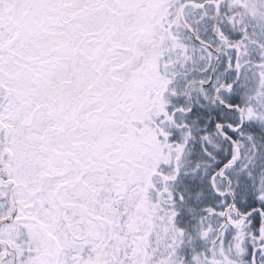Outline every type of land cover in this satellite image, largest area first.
<instances>
[{
	"label": "snow or ice",
	"instance_id": "obj_1",
	"mask_svg": "<svg viewBox=\"0 0 264 264\" xmlns=\"http://www.w3.org/2000/svg\"><path fill=\"white\" fill-rule=\"evenodd\" d=\"M0 264H264V0H0Z\"/></svg>",
	"mask_w": 264,
	"mask_h": 264
}]
</instances>
